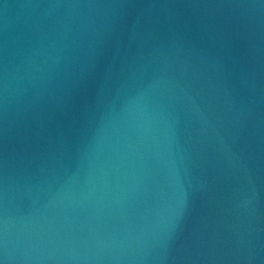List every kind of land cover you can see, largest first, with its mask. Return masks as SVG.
Wrapping results in <instances>:
<instances>
[{
    "label": "water",
    "instance_id": "water-1",
    "mask_svg": "<svg viewBox=\"0 0 264 264\" xmlns=\"http://www.w3.org/2000/svg\"><path fill=\"white\" fill-rule=\"evenodd\" d=\"M0 264H264V0H0Z\"/></svg>",
    "mask_w": 264,
    "mask_h": 264
}]
</instances>
